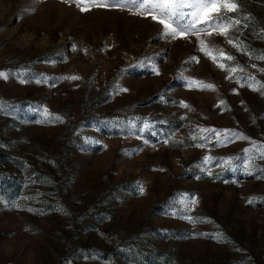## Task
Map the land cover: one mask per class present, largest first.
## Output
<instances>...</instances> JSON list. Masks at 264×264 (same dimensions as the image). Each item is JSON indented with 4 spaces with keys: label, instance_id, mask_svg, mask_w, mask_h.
<instances>
[{
    "label": "rangeland",
    "instance_id": "obj_1",
    "mask_svg": "<svg viewBox=\"0 0 264 264\" xmlns=\"http://www.w3.org/2000/svg\"><path fill=\"white\" fill-rule=\"evenodd\" d=\"M242 9L252 19L231 35L264 49V0ZM161 32L127 9L0 0V71L12 73L0 78V264H264V199L248 203L264 198V173L224 167L264 143V90L226 79L195 36ZM206 39L264 81V60ZM44 109L63 121L38 123ZM211 127L250 140L216 145L199 131ZM182 194L197 201L182 215L202 222L170 214Z\"/></svg>",
    "mask_w": 264,
    "mask_h": 264
},
{
    "label": "snow or ice",
    "instance_id": "obj_2",
    "mask_svg": "<svg viewBox=\"0 0 264 264\" xmlns=\"http://www.w3.org/2000/svg\"><path fill=\"white\" fill-rule=\"evenodd\" d=\"M70 2V0H65ZM82 12L89 11L92 7L99 8H120L127 9L136 15L142 17H150L153 21L158 22L162 26L161 38L171 39H188L195 36L197 40V51L216 63L217 67L229 73L226 79H235L240 87L248 86L254 91L264 90V81L257 79L256 75L245 71L244 65L240 64L237 57L232 55L222 46L211 43L207 37L221 36L227 40V43L235 48L239 53L248 55L255 60H264V49L256 50L247 44L240 36H232L233 31L239 30L240 26L247 27L246 21L252 19L250 15H244L242 9L243 0H73ZM243 33H241V36ZM257 38H264V29L257 34ZM259 51V55H256ZM199 62L197 57H191L190 61ZM252 67H257L252 65ZM155 70V69H154ZM157 71L158 74V70ZM242 75H236L237 72ZM258 72L264 74V68H259ZM17 76L22 73L17 72ZM12 75L11 72L0 71V78L8 79ZM68 79H80L78 76L66 77ZM183 78V77H182ZM21 83L27 82L24 79ZM37 83L43 81L37 80ZM189 88L196 87L200 90L213 89L215 86L195 78H186ZM127 91V89H123ZM235 91V89H233ZM264 94V93H262ZM181 106L189 107L185 102L181 101ZM220 104L225 103L220 101ZM44 119L37 121L38 123H55L62 122L63 117L58 113H51L48 109H44ZM149 126L145 124V129ZM144 129H141L143 131ZM201 132L211 133L215 135L214 143L216 145L232 143L237 139L250 140L249 137L238 133L233 129H216L201 128ZM201 140L211 141V136L199 137ZM192 139H197L195 134ZM167 143L168 141H164ZM202 147L203 145H197ZM213 157L205 156L203 162L205 165L210 163ZM264 160V143L251 140V146L242 150V153L235 157L225 159V170L235 171L243 169L247 175H255L264 173V168H257L256 161ZM260 178H264L261 176ZM140 194L144 193V188L139 187ZM183 199L177 203L171 215L178 216L182 219H188L192 223L202 222V218L186 217L182 213L189 211V205L197 203L194 197L188 194H182ZM257 197H250L249 204L254 203ZM33 211V209H28ZM205 235V234H198ZM217 239L223 240L221 234H217Z\"/></svg>",
    "mask_w": 264,
    "mask_h": 264
}]
</instances>
